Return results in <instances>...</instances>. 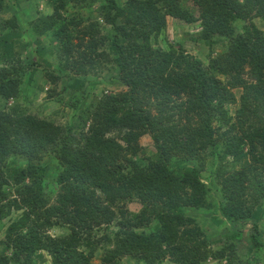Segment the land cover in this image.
Instances as JSON below:
<instances>
[{"label":"trees","instance_id":"obj_1","mask_svg":"<svg viewBox=\"0 0 264 264\" xmlns=\"http://www.w3.org/2000/svg\"><path fill=\"white\" fill-rule=\"evenodd\" d=\"M88 1L98 4L97 20L85 24V0H47L51 12L30 21L27 40L12 36L16 17L0 20V47L17 39L37 58L0 66V220L22 211L6 230L0 264H35L42 251L51 264H91L99 250V264H259L237 250L249 223L254 253L264 255V31L251 22L264 17V0ZM73 5L79 10L71 12ZM167 16L200 22L185 38L210 47L223 37L226 49L204 66L182 48H159ZM99 20L112 29V56L99 49ZM45 37L55 66L38 54ZM98 61L116 69L125 90L84 108L83 95L64 101L65 81L87 77ZM38 67L47 98L73 110L77 125L21 110L24 73ZM145 135L154 151L139 144ZM49 154L59 168L52 203L40 164ZM9 160L14 195L4 190ZM209 160L215 188L201 180ZM133 202L136 212L127 207ZM205 214L224 224V241L200 223ZM53 228L66 233L52 236Z\"/></svg>","mask_w":264,"mask_h":264},{"label":"rangeland","instance_id":"obj_2","mask_svg":"<svg viewBox=\"0 0 264 264\" xmlns=\"http://www.w3.org/2000/svg\"><path fill=\"white\" fill-rule=\"evenodd\" d=\"M1 1V0H0ZM3 1V0H2ZM86 7L79 10V7H82L85 2L79 4V7H71L69 6L68 9L71 12H76V10L80 11V16L83 17L85 20V24H89L95 19V12L98 8V4H89L88 0ZM125 0H117L118 3H123ZM4 4L0 8V20L1 21H10L13 17H16L18 20V24L15 28L11 29V31L15 32L12 36L13 38L19 37V39L27 40L25 35L31 34V29L29 27L30 21L36 19L40 14L49 13L51 12V8L47 6V0H37L33 2V0H4ZM192 12L195 14L196 10L191 9ZM251 22L259 29L264 31V17H256L251 20ZM101 24L99 36L104 38V40L100 44V50L105 51L109 55H113L114 48L111 44L112 40V29L109 25L104 24L102 21L99 20ZM235 26L239 29L241 24L236 23ZM201 30L200 22L187 24L183 21L178 19H173L169 16L166 17L165 27L161 30L160 35L157 38L156 46L161 49H167L168 47L172 48H182L185 53L192 55L193 57L199 59L204 66L208 65V61L210 57H216V55H220L224 52L227 45V39L223 37H215L213 38L210 47L191 41L185 38L187 34H195L196 32ZM20 33V34H18ZM50 37H45L42 41V44L45 46L46 49L41 50L38 54L43 57L45 60H49L54 66L57 63V58L52 56L53 53H48L47 48L49 49L48 45L51 39ZM47 45V46H46ZM34 56L31 53V49H24L22 44H20L17 39L12 40V46L10 47H0V66L8 62L9 60H16L20 59L24 63H27L30 60H33ZM34 59H37L36 57ZM98 69L95 72L89 74L87 77H75L77 79L75 84L71 83L70 80L65 81V87L67 90L62 93V97L64 101L68 99L71 95H83V100L80 105L81 108L89 105L93 98L100 97L102 94L105 93H119L125 90V88L120 84L117 78V71L109 64L105 63L104 61H98ZM213 74L219 78L221 81L226 82L227 77L224 75L218 74L213 72ZM23 85L21 91V96L19 100V106L21 110L25 113L32 114L41 118H50L55 120L57 123L60 124H69L72 123L77 125V117L73 110L66 107L63 103L55 102L54 99H49L46 96V90L50 87L49 84H46V81L43 77V72L40 67L36 70L25 71L24 78H23ZM60 83V87H61ZM60 89V88H58ZM237 98L241 94V89H235L233 91ZM9 105H12L13 101H8ZM235 106H229L228 110L230 114H233ZM139 144L145 147L148 151H154L152 142L148 135H145L140 138ZM242 165L248 163L247 156H243L241 158ZM12 163L10 160L6 163L5 169V176L9 181V186H5L4 190L13 194V182H12V175L14 171L10 170L9 164ZM40 164L44 166L45 169V176H44V187L45 191L51 193L50 201L51 203L54 201V196L57 194V190L55 189L54 184V177L59 171V168L56 166L55 161L53 160L51 154L45 156L40 160ZM179 163H175L174 166L177 167ZM214 168V164L212 160H209L206 165V169L203 170L201 173V180L211 185L213 188L216 187L215 183L213 182L211 171ZM211 199L214 201L213 197ZM127 207L131 210L136 212L140 207L135 202L129 203ZM213 210H211L212 212ZM210 212V213H211ZM22 214V211H12L10 215L6 216L2 220H0V254L4 251L5 244H4V236L6 234V230L8 226L17 219ZM204 221L200 222L201 224L205 225V228L208 227L207 232L210 234L212 239H215V242L224 241V224L219 222L216 218H212L211 215L205 214ZM261 228L264 230V220L261 221ZM106 228H102V233L105 231ZM107 232L111 233L115 230L113 224L110 227H107ZM214 230V231H210ZM242 233L239 236V240L242 247L239 248L240 252L239 255L243 259H257L259 264H264V255L262 253L255 254L253 250V246L249 241V236L254 233L253 229L250 227L249 223L244 224L242 226ZM48 233L52 236H61L64 235L65 229L62 228H53ZM221 234V235H220ZM220 236V238H219ZM264 240V236L262 237ZM99 250L96 254L95 259L91 261V264H99L98 257L100 255ZM6 255H10V251L6 252ZM258 255V256H257ZM261 256V257H260ZM33 262L35 264H51L49 256L42 251L41 253L35 254L33 257ZM12 264V263H10ZM120 264H136L132 260L128 258H122ZM162 264H172L168 260L164 261Z\"/></svg>","mask_w":264,"mask_h":264},{"label":"crops","instance_id":"obj_3","mask_svg":"<svg viewBox=\"0 0 264 264\" xmlns=\"http://www.w3.org/2000/svg\"><path fill=\"white\" fill-rule=\"evenodd\" d=\"M225 233H226V231H225ZM238 236H240V234H239ZM240 241H241V240H240ZM241 247H242V245L240 246V248H241ZM237 252H238V254H239L240 250L238 249Z\"/></svg>","mask_w":264,"mask_h":264}]
</instances>
